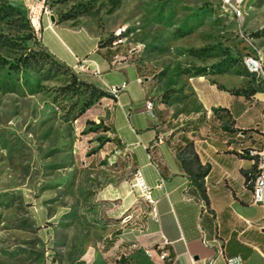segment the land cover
Listing matches in <instances>:
<instances>
[{"label": "rangeland", "instance_id": "1", "mask_svg": "<svg viewBox=\"0 0 264 264\" xmlns=\"http://www.w3.org/2000/svg\"><path fill=\"white\" fill-rule=\"evenodd\" d=\"M231 3L239 17L225 0H0V264H156L140 245L105 250L110 224L136 218L131 209L110 216L120 201L113 192L130 191L116 177L125 166L105 120L111 96L48 55L32 8L137 48L134 62L157 97L190 110L192 76L249 74L250 42L264 56V0ZM251 75L248 90H264Z\"/></svg>", "mask_w": 264, "mask_h": 264}, {"label": "crops", "instance_id": "2", "mask_svg": "<svg viewBox=\"0 0 264 264\" xmlns=\"http://www.w3.org/2000/svg\"><path fill=\"white\" fill-rule=\"evenodd\" d=\"M37 29L45 51L58 63L76 68L79 59L92 60L100 72L94 74V66L86 70L92 84L107 92L120 87L118 98L110 94L105 120L117 149L114 157L125 166L116 177L130 191H104L120 198L111 217L119 219L131 209L136 218L110 224L105 239L116 240L110 249L140 245L156 264H225L224 256L264 264V204L253 202L264 161L257 142L252 143L257 130L264 132V90H248L252 75L232 69L196 74L190 78L196 106L178 110L141 76L134 48L104 44L107 33L60 21L52 13H42ZM115 59L119 63L113 65ZM138 170L151 188L155 210L135 195Z\"/></svg>", "mask_w": 264, "mask_h": 264}, {"label": "built area", "instance_id": "3", "mask_svg": "<svg viewBox=\"0 0 264 264\" xmlns=\"http://www.w3.org/2000/svg\"><path fill=\"white\" fill-rule=\"evenodd\" d=\"M225 3L230 7L233 11V13L236 16L241 15V11H239V8L231 3V0H225ZM33 15L37 17L38 24L40 26V20H41V12H37L35 9L32 8ZM44 13H50L48 10H45ZM122 42H114L115 45L121 44ZM251 48L247 52V54L244 56V59L248 61V65L252 67L253 76L256 78L257 84H264V56H261V51H255V45H253L250 42ZM134 51H137V48H134ZM119 63L117 59H115L112 64L116 65ZM90 66H94V74L99 75L100 72L98 70L97 64L89 59H79L78 63L76 65V68H79L80 70H88ZM140 83H143V79H139ZM112 90L116 91L120 94V87L113 85L110 86ZM152 107H153V101L148 100L146 102V110L152 114ZM160 142V140H159ZM261 155H264V148L259 152ZM134 186L137 187L141 193V196L145 199H150V205H155L156 202L152 198L151 194V188L145 183V180L143 178L142 173L138 170L136 174V178L134 179ZM255 182V190H253V202L254 203H262L264 204V163H262L261 168L258 170V173L256 175ZM133 218V214H127L124 217V221H129ZM220 252L224 255V248L220 247ZM167 252H164L161 257L164 258L167 256ZM225 258V264H243V259L240 256L235 257H227Z\"/></svg>", "mask_w": 264, "mask_h": 264}, {"label": "trees", "instance_id": "4", "mask_svg": "<svg viewBox=\"0 0 264 264\" xmlns=\"http://www.w3.org/2000/svg\"><path fill=\"white\" fill-rule=\"evenodd\" d=\"M8 7H10V9L12 10V9H14L12 6H8ZM20 13V12H19ZM68 18H64V20H61V21H65V20H67ZM113 42V40H112V38H108L105 42H104V44H107V43H112ZM49 55V54H48ZM54 59V58H53ZM62 65V64H61ZM64 66V65H63ZM103 93V95H107V94H105V92H102ZM110 93V92H109ZM111 94V93H110ZM112 95V94H111ZM113 96V95H112ZM114 97V96H113ZM115 98V97H114ZM226 111V110H225ZM228 114V113H227ZM110 129V128H109ZM244 132H247V130H244ZM115 238H111V239H109V240H107V245L105 246V250L106 251H108L113 245H114V243H115Z\"/></svg>", "mask_w": 264, "mask_h": 264}, {"label": "bare ground", "instance_id": "5", "mask_svg": "<svg viewBox=\"0 0 264 264\" xmlns=\"http://www.w3.org/2000/svg\"><path fill=\"white\" fill-rule=\"evenodd\" d=\"M38 21V20H37ZM245 65L247 67V69L249 70V72L251 74H253V71H252V67H250L248 65V61L245 59ZM108 91L115 97V98H118L119 97V93H117L116 91L112 90L111 88H108ZM262 156V162L264 161V155H261ZM137 174V173H136ZM135 178H136V175H135ZM254 190H255V186H254ZM148 202H150V199H147ZM153 210H155V205H153Z\"/></svg>", "mask_w": 264, "mask_h": 264}]
</instances>
